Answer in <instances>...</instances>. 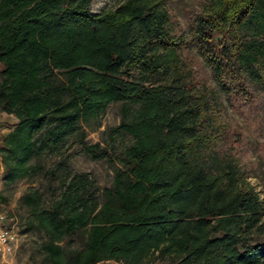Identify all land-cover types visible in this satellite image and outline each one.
Returning <instances> with one entry per match:
<instances>
[{
  "label": "trees",
  "instance_id": "16d2710c",
  "mask_svg": "<svg viewBox=\"0 0 264 264\" xmlns=\"http://www.w3.org/2000/svg\"><path fill=\"white\" fill-rule=\"evenodd\" d=\"M92 4L0 0V115L17 120L0 162L7 185L30 184L39 264H264L226 84L264 101V0H204L193 39L166 0ZM112 104L120 124L90 144ZM74 148L116 159L110 186L71 167Z\"/></svg>",
  "mask_w": 264,
  "mask_h": 264
},
{
  "label": "rangeland",
  "instance_id": "374dc122",
  "mask_svg": "<svg viewBox=\"0 0 264 264\" xmlns=\"http://www.w3.org/2000/svg\"><path fill=\"white\" fill-rule=\"evenodd\" d=\"M117 4L118 0H93L92 11L98 14L115 8ZM203 5L204 0H166L169 12L192 39L194 38L195 21L200 16ZM214 45L217 46L218 43ZM208 47L211 48V46ZM205 76L210 79L209 70L205 71ZM227 79L226 84L235 92L233 103L229 107V115L235 123L242 127L246 139L243 163L250 174L251 185L264 202V101L247 105L249 96L243 93L244 91L241 93L239 91L244 89L242 83L231 76ZM4 116V114L0 115L1 118ZM120 122L121 105H110L101 117L100 127L89 131L88 142L90 144L102 143L106 140L105 132L118 126ZM0 124L5 127L8 123L3 120ZM68 156L74 170L91 174L101 187L110 186L113 170L117 165L114 157L95 162L83 154L79 148L72 149ZM1 167L2 165H0V212L6 214L9 221L17 225L21 236L18 244L12 245L6 254H0V264H39L41 237L34 230L26 231L25 210L21 206V197L30 184L27 181H21L14 185H7ZM100 264L116 263L109 261Z\"/></svg>",
  "mask_w": 264,
  "mask_h": 264
},
{
  "label": "built area",
  "instance_id": "2783aa9c",
  "mask_svg": "<svg viewBox=\"0 0 264 264\" xmlns=\"http://www.w3.org/2000/svg\"><path fill=\"white\" fill-rule=\"evenodd\" d=\"M20 236L17 225L11 223L7 215L0 212V254H6L12 245L18 244Z\"/></svg>",
  "mask_w": 264,
  "mask_h": 264
},
{
  "label": "crops",
  "instance_id": "0c3cea01",
  "mask_svg": "<svg viewBox=\"0 0 264 264\" xmlns=\"http://www.w3.org/2000/svg\"><path fill=\"white\" fill-rule=\"evenodd\" d=\"M4 115H5L4 118H1V117L0 118L3 119L4 121H6L8 124L5 125V127L2 124H0V130H1L0 148L3 144V139L14 129V126L17 123V120L14 116L6 115V114H4ZM1 119H0V121H3ZM0 165H1V162H0ZM1 172H2V167H1Z\"/></svg>",
  "mask_w": 264,
  "mask_h": 264
}]
</instances>
